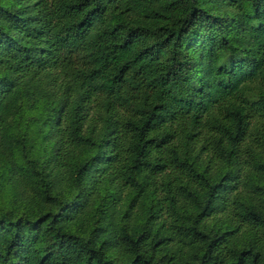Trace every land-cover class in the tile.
<instances>
[{
	"label": "trees",
	"instance_id": "1",
	"mask_svg": "<svg viewBox=\"0 0 264 264\" xmlns=\"http://www.w3.org/2000/svg\"><path fill=\"white\" fill-rule=\"evenodd\" d=\"M0 264H264V0H0Z\"/></svg>",
	"mask_w": 264,
	"mask_h": 264
}]
</instances>
